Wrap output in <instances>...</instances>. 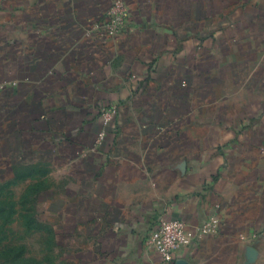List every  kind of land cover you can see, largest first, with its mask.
I'll return each instance as SVG.
<instances>
[{"label":"crops","instance_id":"0c3cea01","mask_svg":"<svg viewBox=\"0 0 264 264\" xmlns=\"http://www.w3.org/2000/svg\"><path fill=\"white\" fill-rule=\"evenodd\" d=\"M113 1L0 0V193L36 264H156L159 219L175 264H264V0H125L104 37Z\"/></svg>","mask_w":264,"mask_h":264},{"label":"built area","instance_id":"2783aa9c","mask_svg":"<svg viewBox=\"0 0 264 264\" xmlns=\"http://www.w3.org/2000/svg\"><path fill=\"white\" fill-rule=\"evenodd\" d=\"M129 17V9L125 0H114L109 8L107 15L101 20V27L104 37H116L117 34L126 25ZM3 88V83L0 82V91ZM115 107L104 109L100 113V117L104 124L112 121L115 113ZM100 139L103 138L101 134ZM208 226H201L198 229L200 236L211 233ZM191 243V237L188 233L184 222L180 220L159 219L148 237L147 245L158 256L156 264H175V252L184 246Z\"/></svg>","mask_w":264,"mask_h":264},{"label":"rangeland","instance_id":"374dc122","mask_svg":"<svg viewBox=\"0 0 264 264\" xmlns=\"http://www.w3.org/2000/svg\"><path fill=\"white\" fill-rule=\"evenodd\" d=\"M17 199L18 194L9 197L0 193V264H36V243L28 233L32 228L28 211L25 207L19 209Z\"/></svg>","mask_w":264,"mask_h":264}]
</instances>
